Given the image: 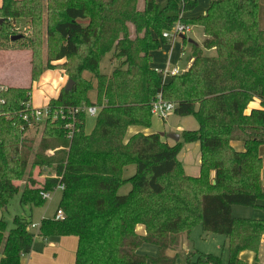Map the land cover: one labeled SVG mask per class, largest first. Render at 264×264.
Returning a JSON list of instances; mask_svg holds the SVG:
<instances>
[{"label": "trees", "instance_id": "obj_1", "mask_svg": "<svg viewBox=\"0 0 264 264\" xmlns=\"http://www.w3.org/2000/svg\"><path fill=\"white\" fill-rule=\"evenodd\" d=\"M196 5L195 0L2 1L0 51L28 47L32 82L48 70H61L74 81L71 91L63 88L50 100L51 111L86 105L100 112L90 135L87 116L79 113L72 140L57 121L46 125L38 145L24 137L23 120L0 117V209L18 193L21 206H43L41 191L65 187L57 210L64 220L43 219L36 234L26 218L16 216L10 231L0 220V264H21L36 237L65 236L78 238L74 264H176L167 252L196 226L228 239L227 259L195 252L186 256L189 264H248L240 253H259L264 220L235 218L232 209L264 201L259 154L264 146V0H212L206 15L182 17ZM23 21L30 37L16 32ZM178 22L201 27L206 39L203 47H194L187 72L163 81L151 67L153 53ZM17 35L22 39L12 41ZM110 54L113 71L103 74L101 63ZM93 91L95 103L89 99ZM159 95L176 105L175 115L195 117L199 129L184 131L174 145L159 133L127 140L130 127H151V106ZM0 99L6 100L4 113L24 112L32 88L0 85ZM255 100L261 109L247 113ZM183 142L200 143L199 177L187 176L178 159ZM234 142H242L244 151L234 149ZM130 166L136 173L125 179ZM46 170L55 177L40 181ZM21 180H27L22 188ZM126 184L132 189L122 195ZM139 225L145 236L137 234ZM143 245L157 247L158 255L139 254Z\"/></svg>", "mask_w": 264, "mask_h": 264}, {"label": "rangeland", "instance_id": "obj_2", "mask_svg": "<svg viewBox=\"0 0 264 264\" xmlns=\"http://www.w3.org/2000/svg\"><path fill=\"white\" fill-rule=\"evenodd\" d=\"M143 2V0H141ZM201 9V7L199 8ZM30 27H28V24H26V21L18 22L16 24V32L20 34H24L25 36L31 35ZM193 34L189 35L188 38L192 37L194 40L197 41V43H202V37L203 33L200 29H194ZM20 36V35H17ZM177 45V49L174 48L173 53L167 55V59L172 62V65L176 64L179 68V70H184L189 64V59L192 54V46L187 43L185 46L184 51H182V44L179 39H177L174 43L175 47ZM172 46V45H171ZM8 50V51H7ZM15 52V53H23L26 54L28 51L31 53V51L28 49V47L21 48L19 46L11 47L10 49H6L3 52L0 53V70H8L10 73L7 75L9 80L6 82L7 85H12L16 87H25V88H32V106L36 109H45L48 106V100L47 98L51 96L52 93H50L51 89V82L55 81V77L57 76L58 72H55L53 70H49L44 72V74L40 77L39 80L32 82L31 78H29V66H28V58H21L19 60L14 61L13 63H8L10 61V53L9 51ZM209 55V53H206ZM27 56V54H26ZM32 56V53H31ZM112 57V54L107 55L105 59H103L101 63V72L103 74H110L112 72V69L114 65L112 62H110V58ZM167 62V61H166ZM165 62V63H166ZM155 62H153V65ZM159 64V63H158ZM157 65V64H156ZM158 66V65H157ZM48 72V74H47ZM86 78H92L90 74H85ZM2 77V73L0 72V79ZM17 79L12 81L13 79ZM94 80V84H95ZM5 84V83H4ZM8 89L14 87H8L6 85H2ZM92 98H95V92L90 93ZM88 122L86 125V132H89L90 129L93 126L94 120L91 118V116H88ZM178 118L177 115L172 116V118H169L167 120H160L157 117L153 116L151 120V127L153 130H160L163 129L164 123H173V120ZM159 132V131H157ZM171 134L173 133H167L165 136L166 140L174 143V141L170 138ZM24 137L29 139H34L35 144L38 145L40 140L42 139V136H40L39 133H36L34 131H27L24 133ZM184 163V161H183ZM135 166H131L129 170L125 172V176H131L135 173ZM27 180H21L18 182V184L22 187L26 184ZM131 188V186H129ZM128 187L124 186L122 188V191L120 194H128ZM62 198V192L56 191L53 194V199L50 201H46L43 206L40 207H24L20 204V193L14 195V197L9 202V205L6 209L1 210L0 209V220L3 219L7 223L8 231L14 228V218L16 216L21 218H26L28 221L35 225V228H28L33 234H36L38 232V229L40 227V224L43 219H52L55 217L60 201ZM185 237V234H182L180 237V243L181 240ZM185 239V238H184ZM227 238L224 236H216L212 234H207L203 231L201 226H196L190 233V245L191 250L195 253H202V254H212L215 256H222L224 260L227 259V253H223L222 246L226 242ZM74 241H76L75 237H54L51 238L48 242H44L43 239L36 237L33 247L36 256L33 257V259L30 261V264H54L55 262L57 264H60V262L68 260L70 255H73L76 251L77 245L74 244ZM180 246V245H179ZM177 247V251H175L173 257H176V264H185V254L183 253L184 248ZM146 248H143L140 250V254L146 255L147 257H156L158 255V249L154 246H145ZM174 251V250H172ZM76 256V253H75ZM261 257L263 258L264 263V252L261 254Z\"/></svg>", "mask_w": 264, "mask_h": 264}, {"label": "crops", "instance_id": "obj_3", "mask_svg": "<svg viewBox=\"0 0 264 264\" xmlns=\"http://www.w3.org/2000/svg\"><path fill=\"white\" fill-rule=\"evenodd\" d=\"M2 1L3 0H0V6L2 5ZM155 1L158 2V3H164L166 0H155ZM195 1L197 2V5H196L195 9H193L191 11H188V12H185L182 15L183 18H185V19H193V18H196V17H199V16H204V15L207 14V10H208L212 0H195ZM200 7H201V9H199ZM194 29H200L201 32L203 33V37H202V40H201L202 43H200V44L197 43V41L194 40L192 37L188 38L189 35L193 34L194 31H196ZM205 39H206V36L204 35L203 29L201 27H198V26H193L192 32L187 34L185 36V39H182V38L179 39L181 41V44H182V51H184L185 46H186L187 43H189L192 46V54H191L190 59H189V64H187V66H186V68L184 70H181L182 72H187L191 68L192 63L194 61L193 49H194L195 46L203 47V43H204ZM174 43L175 42L167 41V43L163 44L162 47L158 51L153 53V59H152V62H151V67L153 69H157V68L164 69L167 66H169L170 68H178V66L176 64L172 65V62H170L167 59V55L173 53L174 48L177 49L176 48L177 45L175 47H173ZM3 51H0V53L3 52ZM9 52H11L10 53L11 57H10V61L8 63H13L14 61L19 60V59H21L23 57L28 58L29 78H31V58H32L31 53H29L27 51L26 52L27 56H26V54L15 53V52H12L11 50ZM209 54L213 55L214 52L211 51V52H209ZM110 62H111V60H110ZM153 62H155L154 65H153ZM112 64L114 65V63H112ZM53 71L58 72V75L57 76H53V77H55V81L51 82L50 93H52V94H51L50 97L47 98V100L49 102H50L51 99L57 98L59 96L61 90L66 87V85H67V83L69 81L68 77L65 76L63 71H61V70H53ZM112 71H113V69H112ZM0 72L2 73V77L0 79V85H6L8 87H14V88H25V87H19V86L16 87V86H12V85H7L6 82L9 80L7 75L10 73V71L3 69V71L0 70ZM48 72H49V70H48ZM48 72H47V74H48ZM14 80H17V79L14 78L12 81H14ZM93 92H95V98H92L91 95L89 94V99H90L91 102L95 103L96 100H97V93H96V91H93ZM93 92H91V93H93ZM254 109H261V103H260L259 100H255L254 102H252L249 105L247 113H250V111L254 110ZM173 116H175V114ZM177 117L178 118L174 119L173 123H171V124L164 123L163 129H160V130L151 131L150 129H153V128L130 127L129 130H128V133H127V140L130 139L132 136H134L136 134H139V133L146 134V135L151 134V133H159L161 135V133H164L165 136L167 135V133H173L171 135L178 134V135L181 136V134L184 131H196V130L199 129V122L197 121V119L195 117H193V116H189V117H179V116H177ZM88 118H90V117L87 116L86 125H87V122H88ZM91 118H93L94 123H93V126H92V128L90 129L89 132H86V128H85V132H86L87 135H90L94 131V128L96 126V118L97 117H91ZM170 118H172V116ZM169 121H170V119H169ZM157 131H159V132H157ZM165 136L163 137V139L165 141H167L170 145H174V143L166 140ZM180 141H182V138H181ZM232 145H233L234 149H236L237 151H244V144L242 142H234ZM259 154H260V156H261V158L263 160V169H262V173H261V178H262V185L264 187V146L260 147ZM178 159L181 162V164L183 165L185 174L187 176L194 177V178L200 176V174H201V146H200L199 142H194V143H185V142H183L182 150H181V152H180V154L178 156ZM183 161H184V163H183ZM129 168H131V166L128 167L127 169H125V171H124V178L125 179H129L132 176H134L133 174L131 176H129V177L125 176V172L127 170H129ZM134 173H136V167H135V172ZM212 177H214V174H212ZM125 186L128 187L127 191L129 193L131 191V189H132L131 184H126ZM129 186H131V188H129ZM121 191H122V189L120 190V192ZM122 195H124V194H122ZM232 212H233V216L235 218L264 220V201H260L258 203V206L255 207V208L234 206L233 209H232ZM136 232L140 236H145L146 235V229H145V227L143 225L137 226ZM71 237H74V236H71ZM39 238L43 239L42 237H39ZM189 238H190V233L189 234H185V237H183V239L181 240L180 246H179V247L182 246V248H184V250H183L184 252L183 253L185 254V262H186L185 264H189L186 261V256L189 253H194L191 250V245H190ZM50 239H48V240L43 239V240H44V242H48ZM75 239H76V241H74V244L77 245V248H78V238L75 237ZM227 244H228V239L226 240V242L222 246V250H223L224 246H227ZM145 246H150V245H143L138 250L139 254H140V250H142L143 248H146ZM77 248L75 250L76 252H77ZM177 249H179V248L174 249V251L169 250L167 252V255L169 257H173V255L175 254L174 252L177 251ZM263 252H264V240L262 241L261 248H260L258 254H255V253L250 252V251H243V252L240 253L239 258L242 261H244V262H246L248 264H254L256 261H258L259 264H264L262 262L263 258L261 257V254H263ZM75 253L73 255H70L68 260L60 262V264H74L75 261H76ZM223 253H225V251H223ZM34 256H36V254H35L34 247H33V250H32V252L29 255L23 256L21 258V264H30V261L33 259ZM144 256H146V255H144ZM1 258H2V255H0V260H1ZM54 264H57V263L55 262Z\"/></svg>", "mask_w": 264, "mask_h": 264}, {"label": "built area", "instance_id": "obj_4", "mask_svg": "<svg viewBox=\"0 0 264 264\" xmlns=\"http://www.w3.org/2000/svg\"><path fill=\"white\" fill-rule=\"evenodd\" d=\"M192 26L184 24L182 22H178L170 31H166L163 34V38L170 42H175L177 39H180L181 36H186L187 34L192 32ZM155 72L162 77L163 81H167L169 78L174 76H179L184 72L180 71L178 68H170L167 66L164 69H154ZM6 105V100L0 99V117L2 115H6L9 118L18 117L23 120V125L21 126L22 130L34 131L39 133L40 136H43L44 129L48 123L54 124L57 121H61L63 123V127L67 132V138L72 140L74 137L75 130V118L79 113H84L86 116L97 117L100 112V108L97 106H78L69 108L66 110H59L56 113H53L48 106L45 109H36L32 106V102L28 101L24 103V112L18 113H4L3 108ZM176 105L172 102H167L162 98V95H159L156 100L153 101L151 106L152 115L157 117L160 120H167L171 116L175 114ZM55 151L50 152V155H53ZM55 177V174L49 175L46 170L40 181H43L47 178ZM40 189V187H39ZM65 187L63 185L57 186L52 192L41 191L40 195L43 200L50 201L53 199V194L56 191L63 192ZM65 219V214L62 210H59L55 215L56 221H62ZM30 228H35V225H30Z\"/></svg>", "mask_w": 264, "mask_h": 264}, {"label": "water", "instance_id": "obj_5", "mask_svg": "<svg viewBox=\"0 0 264 264\" xmlns=\"http://www.w3.org/2000/svg\"><path fill=\"white\" fill-rule=\"evenodd\" d=\"M181 38L185 39V36H181ZM21 39H22V36H15V37H13L12 41L21 40ZM73 86H74V81L69 79V81H68V83H67V85L65 87V90L66 91H71L73 89ZM161 136L164 137L165 134L161 133ZM170 138L176 143L180 142V140H181V136L178 135V134L171 135ZM213 184L215 185L216 182H213Z\"/></svg>", "mask_w": 264, "mask_h": 264}]
</instances>
